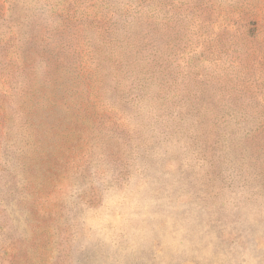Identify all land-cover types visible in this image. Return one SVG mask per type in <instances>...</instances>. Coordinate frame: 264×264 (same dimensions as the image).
I'll return each instance as SVG.
<instances>
[{"label":"rangeland","instance_id":"374dc122","mask_svg":"<svg viewBox=\"0 0 264 264\" xmlns=\"http://www.w3.org/2000/svg\"><path fill=\"white\" fill-rule=\"evenodd\" d=\"M0 264H264V0H0Z\"/></svg>","mask_w":264,"mask_h":264}]
</instances>
